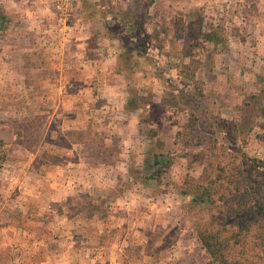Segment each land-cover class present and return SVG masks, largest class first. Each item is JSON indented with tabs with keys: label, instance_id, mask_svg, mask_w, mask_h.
Returning <instances> with one entry per match:
<instances>
[{
	"label": "rangeland",
	"instance_id": "1",
	"mask_svg": "<svg viewBox=\"0 0 264 264\" xmlns=\"http://www.w3.org/2000/svg\"><path fill=\"white\" fill-rule=\"evenodd\" d=\"M27 2H42V19L0 21V264H86L88 241L124 264L207 262L185 181L208 162L211 117L239 120L252 95L264 107V0H75L67 24L54 0ZM137 4L160 40L131 45L135 69L122 74L133 42L123 14ZM178 15L203 16L224 39L189 46L209 115L195 144L178 135L189 87L177 65L191 61L173 36ZM253 124L238 143L264 159V115Z\"/></svg>",
	"mask_w": 264,
	"mask_h": 264
},
{
	"label": "trees",
	"instance_id": "2",
	"mask_svg": "<svg viewBox=\"0 0 264 264\" xmlns=\"http://www.w3.org/2000/svg\"><path fill=\"white\" fill-rule=\"evenodd\" d=\"M145 10L144 6L137 4L136 12L129 9L124 11L123 21L133 42L120 56L117 69L122 74H130L135 69L131 62L134 55L128 52L131 45H138L145 37L150 41L160 40L161 31L154 29L148 34L145 30ZM173 23V36L176 41L186 42L184 50L189 51L188 57L191 59L188 64L177 65L178 74L189 87L187 94L180 98L189 109V118L178 135L187 143H194L201 124L206 123L203 114L209 115L202 108L205 93L198 80L200 62L195 59L189 46L194 49L202 42L212 44L224 39L218 32L207 30L205 18L200 15H190L189 18L178 15ZM162 32L170 36L165 28ZM191 41H194L193 45ZM123 62L125 66L120 65ZM144 102L143 98L133 99L127 106V113ZM239 110L241 118L236 121L210 116L213 121L208 123V130H205L211 133L208 162L200 179L189 176L185 181L184 195L189 197L186 209L194 221L199 241L209 256V260L203 264H264V159L250 155L238 143L242 135L247 141L256 117L264 115V107L261 98L252 95ZM243 121L252 124L245 131ZM29 128L32 129L33 124ZM32 136V133H25L20 143L29 148ZM156 165H160L158 161Z\"/></svg>",
	"mask_w": 264,
	"mask_h": 264
},
{
	"label": "crops",
	"instance_id": "3",
	"mask_svg": "<svg viewBox=\"0 0 264 264\" xmlns=\"http://www.w3.org/2000/svg\"><path fill=\"white\" fill-rule=\"evenodd\" d=\"M29 0H0L1 5H3V8L1 9L0 12V21L2 20H15V21H23L25 23H30V20H37V19H42V14H40V12L36 11V9H45L44 5L41 3H37L35 6H31L29 7L28 4ZM12 5H14L15 7H18V11L17 13L19 14L18 19L14 16L16 14V12H14V10H12ZM4 9V10H3ZM40 11V10H39ZM44 13V12H43ZM7 15L6 18L3 15ZM9 17V18H8ZM40 22L35 21V24H38ZM88 247L87 250L89 253H93L91 256L88 257V259L86 258L84 261H86V264H124V259H122V256H118L114 257L112 259H110L111 255H104V252L98 254V252L95 251L96 247L94 245V242L92 241H88ZM93 244V245H91ZM98 246H102V242L98 244ZM97 250V249H96ZM109 256V257H108ZM113 257V256H112ZM19 258V257H17ZM7 257H1V263L5 264L6 262L9 263V260L7 261ZM12 260V257L10 258ZM6 260V261H5ZM25 261V259L23 260ZM22 261V262H23ZM68 262H62V264H67Z\"/></svg>",
	"mask_w": 264,
	"mask_h": 264
},
{
	"label": "built area",
	"instance_id": "4",
	"mask_svg": "<svg viewBox=\"0 0 264 264\" xmlns=\"http://www.w3.org/2000/svg\"><path fill=\"white\" fill-rule=\"evenodd\" d=\"M75 0H54L55 5L58 9V14L60 21L64 22L65 24L72 21L73 17V6ZM68 30L72 31L71 26Z\"/></svg>",
	"mask_w": 264,
	"mask_h": 264
}]
</instances>
